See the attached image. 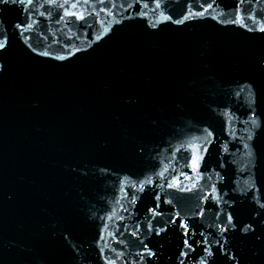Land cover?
Returning <instances> with one entry per match:
<instances>
[{"label":"water","instance_id":"95a60500","mask_svg":"<svg viewBox=\"0 0 264 264\" xmlns=\"http://www.w3.org/2000/svg\"><path fill=\"white\" fill-rule=\"evenodd\" d=\"M129 3L133 0H111L112 16L99 12L104 5L94 4L89 11L97 14L87 17L91 28L83 22L57 25L55 9L52 20L36 17L39 23L31 42L38 50L51 44L47 50L54 55L66 54L63 46L70 44L86 51L60 67L58 62L37 64L14 55L0 76V264H103L98 251L105 243L134 254L138 242L129 233L138 220L144 233L145 209L152 205L154 191H161V201L172 199L176 205L161 202L165 215L157 221L162 223L169 211H179L182 219L194 216L197 193L153 186L136 193L139 199L132 205V190L126 189L128 200L121 199L119 181L125 174L142 177L163 166L169 169L168 180L181 171L191 175L184 166L188 153L175 148L200 136L205 126L216 138L211 158L206 157L208 171L201 169L205 178L212 175L216 181L214 172L224 176L217 184L228 193L224 199L247 188L242 142L228 132L231 126L237 136L244 135L245 125L235 120L229 125L227 117L212 109L230 104L240 120L246 118L244 96L229 101L226 91L253 73L256 60L264 56V43L246 40L242 30L211 19L194 21L182 30L164 26L155 31L148 27L156 19L150 9L147 20L124 18L142 7L141 3L125 11ZM233 4L234 0H222V5ZM257 7L264 9V3ZM169 8L178 15L183 0ZM220 11L216 8L211 14ZM6 15L15 19L17 13ZM105 27L109 33L96 41ZM259 83L264 86V79ZM129 98L135 103H125ZM225 143L235 155L225 153L221 169L219 145ZM259 163L261 175L264 160ZM199 206L206 209L205 216L193 222L198 227L212 224L215 206ZM246 207L241 210L244 216ZM101 231L105 240L97 244ZM158 240L153 237L152 243ZM177 242L170 231L168 251L175 252ZM234 243L245 248L248 264H264V250L252 255L250 241L242 244L237 238ZM10 244L16 248L9 249Z\"/></svg>","mask_w":264,"mask_h":264},{"label":"snow or ice","instance_id":"6c2138e0","mask_svg":"<svg viewBox=\"0 0 264 264\" xmlns=\"http://www.w3.org/2000/svg\"><path fill=\"white\" fill-rule=\"evenodd\" d=\"M180 2L181 0H133V3L127 4L125 11L134 9L135 5L141 3L142 7L135 10L134 15L129 14L124 18L147 20L149 16L147 10L150 9L156 19L150 21L148 27L155 31H159L164 26H175V30H182L194 21L211 19L225 28L231 26L242 30L241 35L246 40L264 43V9L257 7L264 3V0H234L231 7L222 5V0H183V10L174 16L169 4ZM94 4L104 5L99 8V12H106L108 16L113 15L108 8L111 0H0V76L6 72L8 60L14 55L37 64L58 62L56 66L60 67L65 62H70L78 53L86 51L75 45L66 44L63 46L66 54L54 55L52 51L47 50L51 44L46 45L45 50H38L31 41L36 35L35 26L39 23L36 17L52 20L53 9L56 10L57 25L70 27L76 22H83V27L91 28L92 25L88 23L87 17L97 14L94 10L89 11V8H94ZM112 7L115 5L112 4ZM216 8H220L221 11L212 15ZM13 11L17 13V16L15 19H9L6 13ZM116 23L121 24V20H117ZM109 31L110 29L105 27L103 32L96 36V41H101ZM71 39L72 37H68V40ZM259 79H264V56L256 60L252 74L236 80L235 87L226 91L229 101H238L244 96V106L247 108L244 120L236 116L230 104L223 108L218 106L212 109L218 115L227 117L226 123L229 125L233 120L245 125L244 135L237 136L231 126L228 132L234 139L242 142V149L247 157L246 190H242L239 196H229L228 199H224L228 193L217 187L218 183L223 182L224 176L214 172L216 181H213L212 175L205 178L201 169L203 166V170L208 171L206 157L211 158V148L216 144V138L210 126L203 127L200 136H194L192 140L181 143L175 148V152L188 153L184 166L190 170L191 175L181 171L179 176H173L171 180H168L169 169L163 166L160 170L143 174L142 177L125 174L119 181V191L124 193L121 199L128 200L126 189L132 190L131 199L128 200L132 205H135L139 199L136 193H145L146 189L153 186L160 190L173 189L181 193H197L199 204L194 216L182 219L179 211H169L162 223L157 221V217L165 215L161 202L172 208L176 205L173 204L172 199L161 201V191H154L152 205L146 206L145 209L144 233L140 232L142 221L139 220L135 229L129 233L138 242L139 250L133 254L126 248L117 250L105 243L103 247H99L98 251L103 264H118V262L120 264H186V262L188 264H248L245 259V248L237 247L234 243L237 238L242 244L246 241L251 242L252 255H259L264 250V174H257L261 167L259 162L264 160V86L259 83ZM125 103H135V100L129 98ZM219 149L218 166L223 169L224 154L235 155V153L228 152L226 143L219 145ZM101 171L107 174V170L101 169ZM180 176L183 180L179 178ZM153 177L157 179L154 180ZM201 180H205L203 185L200 184ZM233 191L235 192L236 189ZM163 194L172 195L168 192ZM12 198L11 195L7 196L8 200ZM121 199H117L116 203L120 204ZM202 204H207L209 207L215 206V220L206 227L203 225L198 227L193 222L197 217L205 216L206 209L199 206ZM245 206H247V216L242 215L241 212ZM124 210L127 211L126 208ZM113 211L115 212V209ZM101 219L104 218L101 217ZM107 219L111 220L113 216H108ZM103 227L107 229L108 225L105 223ZM170 231L177 235L175 252L168 251L166 247ZM110 235L115 236V234ZM119 235L123 237L124 233L120 232ZM153 237L159 238L155 244L152 243ZM64 239L67 240L68 237L64 236ZM104 240L105 235L101 231L97 244ZM114 242L127 245V241L123 239H115ZM8 247L15 249L16 245L10 244ZM25 251H31V249Z\"/></svg>","mask_w":264,"mask_h":264}]
</instances>
